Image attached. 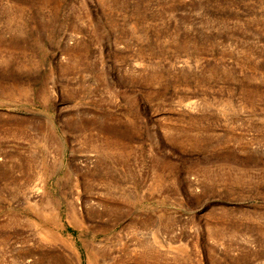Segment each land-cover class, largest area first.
Listing matches in <instances>:
<instances>
[{"label":"rangeland","instance_id":"rangeland-1","mask_svg":"<svg viewBox=\"0 0 264 264\" xmlns=\"http://www.w3.org/2000/svg\"><path fill=\"white\" fill-rule=\"evenodd\" d=\"M0 264H264V0H0Z\"/></svg>","mask_w":264,"mask_h":264},{"label":"bare ground","instance_id":"bare-ground-1","mask_svg":"<svg viewBox=\"0 0 264 264\" xmlns=\"http://www.w3.org/2000/svg\"><path fill=\"white\" fill-rule=\"evenodd\" d=\"M33 187H35V184H34V186H33ZM15 219H16V218H15ZM148 246H149V245H148ZM152 247H153V245H152ZM150 251H151V250H150ZM147 253L149 254L148 248H147V249H145V250L143 251V253H142V254H145V255H146ZM157 253H158V252H157Z\"/></svg>","mask_w":264,"mask_h":264}]
</instances>
